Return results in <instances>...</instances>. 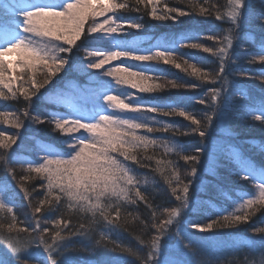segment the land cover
<instances>
[{
  "label": "snow or ice",
  "instance_id": "snow-or-ice-1",
  "mask_svg": "<svg viewBox=\"0 0 264 264\" xmlns=\"http://www.w3.org/2000/svg\"><path fill=\"white\" fill-rule=\"evenodd\" d=\"M134 4L0 0V101L24 103L19 113L0 109V124L15 129L0 130V220L8 221L0 222V264H127L123 254L138 264H196L189 259L196 249L211 247L219 236L233 235L232 230L250 224L264 210V163L245 155L243 147L251 144L264 156V142L239 141L232 129L233 114L264 126V88L254 98L243 83L258 80L264 85V0H225L224 5L200 0L187 5V10L167 3L160 7L161 0H134ZM141 10L152 20L178 22L180 17L201 16L226 26L219 29L220 35L184 33L142 48L128 39L127 30L139 32L144 25L121 15ZM181 48L216 58L217 69L204 71L189 63ZM77 53H83L78 60ZM242 63L261 67L241 71ZM161 64L196 82H156L159 77L150 74L151 66ZM73 71L83 73L96 87L66 89L64 82ZM116 86L147 94L168 87L203 89L191 98L201 107L197 113L183 103L144 104L140 96L120 92ZM40 100L64 110L42 115L36 110ZM89 100L91 107L86 106ZM176 116L187 123L159 119ZM26 125L33 129V147L27 152L22 145ZM41 125L50 130L47 139L39 135ZM187 136L195 138L190 150L178 139ZM156 149L169 158L148 154ZM221 160L231 165L233 183L247 182L243 187L229 190L223 185L218 172ZM145 161H155V167ZM16 166L25 173L20 180ZM139 169L159 174L170 196L169 206L149 198L147 186L155 180H150L149 171ZM21 181H39L32 184V191L42 197L35 206ZM14 190L23 194L31 209V223L24 227L17 226ZM213 194L231 207H218ZM141 204L148 212L145 219L133 215ZM205 205L214 213L205 222L186 219ZM73 215L78 217L75 225ZM133 221H139L147 237H136V250L113 239ZM250 231L252 236L233 242L232 250L256 252L258 246L264 257V226ZM76 240L86 241L80 250L88 259L75 255ZM245 264H250L247 257Z\"/></svg>",
  "mask_w": 264,
  "mask_h": 264
},
{
  "label": "trees",
  "instance_id": "trees-1",
  "mask_svg": "<svg viewBox=\"0 0 264 264\" xmlns=\"http://www.w3.org/2000/svg\"><path fill=\"white\" fill-rule=\"evenodd\" d=\"M196 2L199 3L200 0H161L160 7H163L165 3H167L170 7H178L184 10H187V5ZM213 3H218L220 5L225 4V0H212ZM129 4L132 7H135L134 0H129ZM256 10H260V6L257 3ZM121 15L125 18V20H132L135 22H140L144 25V30L136 31L134 29H128L127 31L130 33L128 39L130 41L134 40L136 43L138 42H154L159 41L161 39H173L179 38L184 33H190L195 35L196 33H205V34H215L220 35L219 29L225 27L226 25H222L221 22L216 21L214 18H205L201 16H185L180 17L178 22H173L172 20H152L150 19L144 12L141 10L140 12L136 11H124ZM255 27V26H254ZM256 37L259 40V30H256ZM202 43L212 46V42L208 40H202ZM179 52L182 54L183 59H187L189 63H195L198 68H201L204 71H214L217 69L218 64L216 58L203 53L201 51L190 50V49H179ZM83 53H77L76 59L78 60ZM115 64L127 63L116 61ZM154 71L150 73L155 77H159V80L156 82L167 84L168 81L174 80L177 83H195V79L193 77L188 76L186 73L181 72L178 69H175L171 66L167 65H152L151 66ZM260 65H246L240 64L238 66L241 71L255 72ZM59 79V77H57ZM71 82V83H69ZM55 83V82H54ZM243 83L249 86L250 94L254 98H259L261 95V89L264 88V85H261L258 80L253 81H243ZM80 86V87H89L94 88L96 85L88 80V78L80 72L73 71L69 74L67 80L64 82V87L68 89L70 85ZM52 87V86H51ZM50 87V88H51ZM204 87H211L210 85H205ZM116 90L120 92H133L136 95L140 96L141 103L144 104H168V103H183L185 106L189 108L190 111L199 112L200 105L193 103L192 97L201 95L203 89L191 90V89H172L168 87L163 92H157L155 94H147V93H138L136 90L127 88L126 86H116ZM42 91H47V89H43ZM0 109L4 110H15L18 113L23 111L24 103L23 101H0ZM36 110L39 111L42 115H45L48 111L60 110L63 111V108H57L56 106L47 103L44 100H40L38 104H36ZM145 116H151V114L145 113ZM162 120H169L179 124H186V121H183L181 117H160ZM1 130L4 131H12L15 129L9 128L3 124H0ZM41 132L39 135L44 138H48L46 133L50 130L48 126L41 125ZM232 129L236 134V138L239 141H253V142H264V126L260 125L258 122H251L246 117L241 118V115L233 114L232 119ZM33 129L31 126L26 125V129L22 130V145L23 149L27 152L33 147ZM152 135L160 136L166 135L161 133H153ZM181 143L188 148L191 149V144L194 141V137H179L178 138ZM21 142L18 141V144ZM245 155H253L257 164L264 163V156H261L255 148L251 146V144H244ZM155 153L156 157L161 159H168L169 157H164L162 151L160 149L150 150L149 155ZM31 154V153H29ZM144 153L140 154L142 158ZM174 158V157H173ZM145 163H151L152 167H155V161ZM182 163V162H181ZM221 167L218 169V172L221 176V182L223 185L231 190L235 188L243 187L247 182H239L233 183L235 177L230 176L228 172V168L231 167L226 161L221 160ZM21 169L16 166V172L20 174ZM141 172L149 171L150 172V180L154 178L155 182L150 183L148 188L149 198L153 200L154 204L160 205L163 207H167L170 205V196L165 191L166 185L164 184L162 178L157 173H151L150 169H139ZM2 175V174H0ZM17 179L20 180V176L16 174ZM208 178V177H202ZM27 188L29 189L30 182H25ZM251 190V189H248ZM12 194L16 195V191ZM42 197H35L34 200L31 199V203L35 206ZM213 202L221 208L231 207L229 202L225 200L223 197L216 196L213 194ZM19 200L21 203H24V207L19 209L17 207V201L14 202L16 205L14 211L18 217L17 226L24 227L31 223V209L27 206V201L23 198V194L20 193ZM133 215H139L141 219H145L148 216V212L145 210L144 206L141 204L138 209L133 210ZM209 215H214L212 210L201 209L200 212L194 213L188 216L186 219L198 222H205ZM65 218H68L67 213H65ZM72 225L78 223V217L73 215L71 217ZM7 224V219L0 220ZM44 227H51V225L45 224ZM255 226H264V210L257 212L256 215L252 218L250 224L242 225L241 227L232 230L233 235H222L215 239L213 245L211 247L205 246L204 248L196 249L189 259L194 260L196 264H214L215 261H219V264H245V257H247L250 264H261V260L264 257L258 254L259 247L257 246L256 252H250L246 248H241L239 252H235L232 250L233 242H241L246 238L251 237L252 233L250 229ZM24 235V234H21ZM198 235H211V234H198ZM141 237L142 239H146V233L143 231V226L139 223V221H133L131 223L125 224L123 229L119 233L113 234V239L118 241L121 245L127 246L136 250L138 248V242L136 237ZM98 238V234L96 236ZM258 239V237H255ZM86 241L76 240L73 241L75 255L79 259H88L87 253L81 251L83 244ZM112 245L109 244V247ZM123 259L127 261V264H138L134 257H128L126 254H123Z\"/></svg>",
  "mask_w": 264,
  "mask_h": 264
},
{
  "label": "rangeland",
  "instance_id": "rangeland-1",
  "mask_svg": "<svg viewBox=\"0 0 264 264\" xmlns=\"http://www.w3.org/2000/svg\"><path fill=\"white\" fill-rule=\"evenodd\" d=\"M164 39H166V38H164ZM169 39V38H168ZM161 40H163V39H161ZM169 40H171V39H169ZM156 42L157 41H154V42H148V41H146V42H138L137 44L140 46V47H142V48H148V47H150L151 45H154V44H156ZM122 62V61H121ZM123 62H125V61H123ZM128 64H132V63H134V62H132V61H126ZM57 80H58V78H56ZM54 82H56L55 80L53 81V83ZM52 85H48V87L50 88ZM74 87V85L72 84V85H70V87L68 88V89H71V88H73ZM83 103V102H82ZM150 104V103H149ZM86 106L87 107H91L92 106V102H91V100H89V101H87L86 102ZM61 108H63V107H61ZM64 109V108H63ZM0 130H1V127H0ZM6 132H8V133H12V131H10V130H8V131H6ZM77 135H79V133L77 134ZM20 172V174L18 173V172H16V174H18L19 176H20V178L25 174L22 170L21 171H19ZM22 183H24V186L25 187H27V185L25 184V182L24 181H21ZM33 183H35V184H38L39 183V181H31L30 182V184L32 185ZM14 191H16V195L15 194H11L12 195V198H13V201L14 202H16L17 201V207L19 208V209H22L23 207H24V203L22 202L21 203V200H19V196H20V192L18 191V190H14ZM29 192H30V197H31V199H33L34 200V196L35 197H41V193L39 192V191H32V187L30 186V188H29ZM203 209H206V210H211L210 208H208V206H203L202 207Z\"/></svg>",
  "mask_w": 264,
  "mask_h": 264
}]
</instances>
